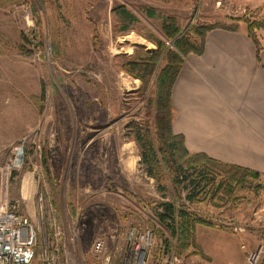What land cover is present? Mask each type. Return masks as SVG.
Returning a JSON list of instances; mask_svg holds the SVG:
<instances>
[{
    "label": "rangeland",
    "instance_id": "rangeland-1",
    "mask_svg": "<svg viewBox=\"0 0 264 264\" xmlns=\"http://www.w3.org/2000/svg\"><path fill=\"white\" fill-rule=\"evenodd\" d=\"M163 17L179 27L169 41ZM236 20L246 30L264 20V0H0V195L30 218L38 239L53 238L55 218L73 261L92 264L95 238L112 246L115 230L137 225L155 232L152 264L169 256L170 264H264L263 175L231 182L222 199L201 183L193 201L189 179L178 198L167 175H148L134 139L153 124L155 82L175 39ZM150 36L167 47L145 90L123 66L158 50ZM164 202L211 224L196 225L197 249L181 248L159 221Z\"/></svg>",
    "mask_w": 264,
    "mask_h": 264
},
{
    "label": "crops",
    "instance_id": "crops-1",
    "mask_svg": "<svg viewBox=\"0 0 264 264\" xmlns=\"http://www.w3.org/2000/svg\"><path fill=\"white\" fill-rule=\"evenodd\" d=\"M260 43L258 53L240 20L211 28L172 87V129L189 152L264 176V37Z\"/></svg>",
    "mask_w": 264,
    "mask_h": 264
},
{
    "label": "trees",
    "instance_id": "trees-1",
    "mask_svg": "<svg viewBox=\"0 0 264 264\" xmlns=\"http://www.w3.org/2000/svg\"><path fill=\"white\" fill-rule=\"evenodd\" d=\"M120 11L129 21L136 20L135 15L125 8H121ZM146 13L149 17L155 15V11L149 7L146 8ZM247 23V33L259 53L261 43L253 31L264 30V20ZM214 27L216 26L190 27L183 35L175 39V50L167 51L166 63L158 73L155 82V98L153 99V108L151 107L153 124L139 128L134 137L140 145L141 161L146 164L148 175L160 181L163 180V173L167 175L166 181L172 185L178 198L182 194L185 181L190 179L186 184L187 198L190 201L198 197L201 183L214 187L215 195L224 194L220 197L222 199L231 195V182L238 184L247 177L256 180L261 175L259 172L241 166L220 162L204 153H190L185 146L184 137L175 134L172 129L175 115L172 104V87L181 70L183 60L189 53L202 54L206 33ZM160 29L166 40L169 41L178 34L179 27L174 18L163 17ZM148 39L157 44L158 50L152 54L136 53L123 66L124 71L142 82V87L145 90L148 89L149 82L155 72L160 58L159 51L167 47L165 41L153 36ZM157 216L159 221L170 229L184 250L190 247L198 248L195 234L196 225H211L195 215L178 209L169 202L162 203L161 212H158Z\"/></svg>",
    "mask_w": 264,
    "mask_h": 264
},
{
    "label": "built area",
    "instance_id": "built-area-1",
    "mask_svg": "<svg viewBox=\"0 0 264 264\" xmlns=\"http://www.w3.org/2000/svg\"><path fill=\"white\" fill-rule=\"evenodd\" d=\"M49 225L53 226V238L49 235L43 240L38 239L30 218L20 214L16 205L8 201L7 195H0V264H80L73 261L70 250L62 242L64 232L59 222L52 218ZM72 236H76L75 230ZM111 238L112 246L104 237L93 240L90 248L92 264L155 263L152 255L156 242L154 230L131 225L115 230ZM171 257L164 259L165 264H170ZM156 264H160L159 259Z\"/></svg>",
    "mask_w": 264,
    "mask_h": 264
}]
</instances>
